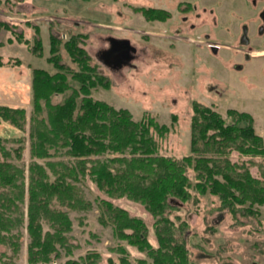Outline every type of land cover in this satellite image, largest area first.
<instances>
[{
	"label": "rangeland",
	"instance_id": "374dc122",
	"mask_svg": "<svg viewBox=\"0 0 264 264\" xmlns=\"http://www.w3.org/2000/svg\"><path fill=\"white\" fill-rule=\"evenodd\" d=\"M191 1L198 14L194 21L199 26L193 31L185 30V38L170 48L159 33H154L164 28L162 23L151 22L154 28L148 34L142 13L135 10L165 6L161 0H0V21L10 26L0 29V55L4 62L0 66V104L22 107L26 115L22 129L0 118V136L3 146L10 152L8 158L24 166L25 184L30 162H45V159L32 157L30 152L31 81L34 68H42L50 74L57 70L47 60L51 56V34L60 41L61 62L78 69L63 47V42L76 36L90 56V64L108 81V87L91 89L93 99L115 108H126L134 120L152 116L168 127V132L162 136L151 130L158 154L181 157L191 153L193 101L210 106L227 121L229 108L251 114L255 132L264 138V76L257 77L251 91L245 92L244 71L232 68L233 61H228L227 50L219 48L215 53L214 47L208 45L213 41L229 43V28L240 24L243 18L239 13L249 6L244 5L243 0ZM17 33L22 34L23 42L15 38ZM107 36L128 40L135 49L133 65L111 67L103 61L101 53L108 47ZM37 37L42 40L40 56L32 51ZM8 38L12 42H8ZM256 51L264 52V48ZM255 57L263 60L264 53L255 54ZM68 80L70 88L53 93L52 103L62 102L72 87H78L70 75ZM229 158L246 166L251 175L264 184V156L232 151ZM51 159L69 160L70 157L61 149ZM189 176L194 182L193 171L189 170ZM77 184L86 208L62 207L72 227L66 233V244L58 246V255H53L47 264H64L67 259H78L88 251L100 253L98 264H122V256L128 264H137V259L142 258L152 264L146 252L118 239L112 224L99 222L96 202L98 198L107 199L130 216L142 219L148 229L147 239L156 247L152 214L141 203L125 196L106 195L88 177ZM189 191L190 199L168 212L176 225L180 222L186 225L181 235L185 239L189 264H264V204H254L252 213L242 209L231 212L223 207L218 195L201 194L193 186ZM26 204L25 196L21 204L23 220L18 222L19 215L14 213L15 225L10 233H4L7 240L0 242V264H30L27 260ZM43 229L49 230L44 221ZM120 247L125 253L120 252Z\"/></svg>",
	"mask_w": 264,
	"mask_h": 264
},
{
	"label": "trees",
	"instance_id": "16d2710c",
	"mask_svg": "<svg viewBox=\"0 0 264 264\" xmlns=\"http://www.w3.org/2000/svg\"><path fill=\"white\" fill-rule=\"evenodd\" d=\"M135 10L145 19L162 18L159 12L147 14V7ZM2 27L10 26L0 21ZM15 38L23 42L21 33ZM7 41L12 42L11 38ZM59 45L58 38L51 34V56L47 60L57 69L53 74L42 68L32 70L30 152L45 162H30L27 184L24 166L8 158L10 152L0 136V242L7 240L4 233H10L15 225L14 213L19 215L18 222L23 220L21 204L26 196L27 260L30 264H47L53 255H58V246L66 244V233L72 227L62 207L86 208L77 184L86 177L106 195L125 196L152 214L156 247L148 241V229L142 219L130 216L107 199L98 198L96 202L99 222L112 224L116 237L146 252L152 264H189L181 235L186 225H176L168 212L190 199L192 186L201 194L218 195L223 207L231 212L242 209L252 213L254 204H264V184L246 166L229 158L232 151L264 156V138L255 132L251 114L229 108L227 121L210 106L193 101L191 153L181 157L158 154L151 130L162 136L168 127L152 116L134 120L126 108L93 99L91 89L108 87V81L90 64V56L76 36L63 42V47L77 70L60 61ZM41 48L42 40L37 37L32 51L40 56ZM3 63L0 55V66ZM68 75L78 87H72L62 102L52 103L53 93L70 88ZM44 109L45 115L41 116ZM0 118L22 129L25 109L0 104ZM61 149L70 159H51ZM189 170L193 171L194 182ZM43 221L49 230L44 231ZM119 249L125 253L123 247ZM99 260V252L88 251L64 264H98ZM120 260L128 264L125 256ZM137 264H147V260L137 259Z\"/></svg>",
	"mask_w": 264,
	"mask_h": 264
},
{
	"label": "flooded vegetation",
	"instance_id": "af4514ba",
	"mask_svg": "<svg viewBox=\"0 0 264 264\" xmlns=\"http://www.w3.org/2000/svg\"><path fill=\"white\" fill-rule=\"evenodd\" d=\"M165 6H147V14L160 13L162 18H147V33H152L151 22L162 23L163 29L159 32L162 41L170 48L181 38H185V30L193 31L199 25L194 21L198 16L194 12L195 5L191 0H161ZM243 4L249 6L239 14L243 18L239 25H231L228 36L229 43L213 41L208 44L214 47L216 53L219 48L227 50L228 61H233L234 70L244 71V91H251L250 87L256 82L257 77L264 76V59L256 58V50L264 48V0H243ZM120 10H118V13ZM190 37H186L189 39ZM126 38H114L107 36L108 47L102 49L101 58L111 67H122L133 65L131 61L135 58V49Z\"/></svg>",
	"mask_w": 264,
	"mask_h": 264
},
{
	"label": "crops",
	"instance_id": "0c3cea01",
	"mask_svg": "<svg viewBox=\"0 0 264 264\" xmlns=\"http://www.w3.org/2000/svg\"><path fill=\"white\" fill-rule=\"evenodd\" d=\"M145 21V20H144ZM145 23H147L146 21H145Z\"/></svg>",
	"mask_w": 264,
	"mask_h": 264
},
{
	"label": "water",
	"instance_id": "95a60500",
	"mask_svg": "<svg viewBox=\"0 0 264 264\" xmlns=\"http://www.w3.org/2000/svg\"><path fill=\"white\" fill-rule=\"evenodd\" d=\"M125 40H127V39H125ZM128 41V40H127Z\"/></svg>",
	"mask_w": 264,
	"mask_h": 264
}]
</instances>
